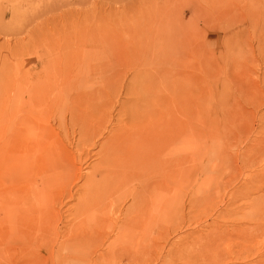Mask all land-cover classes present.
I'll list each match as a JSON object with an SVG mask.
<instances>
[{
    "label": "rangeland",
    "instance_id": "obj_1",
    "mask_svg": "<svg viewBox=\"0 0 264 264\" xmlns=\"http://www.w3.org/2000/svg\"><path fill=\"white\" fill-rule=\"evenodd\" d=\"M14 1L0 0V264H258L264 257V0H20L10 12ZM118 24L127 25L120 46L84 42L93 33L99 39L105 28L120 32ZM77 30L84 40L74 38ZM65 71L70 79L64 86ZM133 83L140 125L148 127L159 109L164 121L166 114L175 119V202L166 204L165 170L162 177L134 173L120 179L119 188L102 191L103 214L95 208L77 214L79 198H86L83 177L106 140L88 151L80 134L108 127L114 135L129 126V106L120 105ZM146 84L162 92L156 111ZM75 97L74 121L63 112L64 135L50 101ZM43 113L50 115L48 124L41 122ZM17 115L29 120L25 157L13 144ZM72 122L77 125L68 127ZM84 148L89 155L79 160L76 153ZM22 162L29 168L24 176ZM49 175L57 176L47 179L54 183L44 210H54L53 217L32 239L18 232L33 223L20 218L19 209L27 210L23 203ZM153 178L157 188L133 207L131 188ZM117 197L124 199L116 207L120 216L112 203ZM154 197L162 198L156 232L153 226L134 232L129 226L136 217L148 219Z\"/></svg>",
    "mask_w": 264,
    "mask_h": 264
},
{
    "label": "bare ground",
    "instance_id": "obj_2",
    "mask_svg": "<svg viewBox=\"0 0 264 264\" xmlns=\"http://www.w3.org/2000/svg\"><path fill=\"white\" fill-rule=\"evenodd\" d=\"M25 2V1H23ZM22 1L20 0H16L14 2H11L9 4L10 5V8L7 9L9 10L10 12L14 11L16 9V7L21 4ZM8 8V7H7ZM123 18V17H122ZM121 18V19H122ZM121 21H125V19H122ZM108 23V22H106ZM120 23V22H119ZM126 24V23H125ZM110 25V24H108ZM119 25V24H118ZM120 25H124V24H120ZM119 25V26H120ZM107 26V25H106ZM115 26V25H114ZM105 27V26H104ZM111 28H113L112 26H110ZM126 28H127V25L125 26H120V32L118 30H115V29H112L113 31L115 32H108L106 31V28L104 30H102L103 32V35L102 37H99V39L97 38V36H95V34L93 33V36H87V39L84 41V42H88V44H98L100 46H103V47H108V48H111L113 47L114 45H121L123 43V40H125V32H126ZM213 30V29H212ZM215 30V29H214ZM116 31L117 32V36L116 35ZM74 33V32H73ZM72 33V34H73ZM79 33V34H78ZM90 33V34H89ZM87 32L88 35H91V31L90 32ZM77 34V35H76ZM74 34L76 37L74 38H77L78 39H81V40H84L82 37V35L84 33H81L77 30V33ZM69 36V35H68ZM72 36V35H71ZM122 37V38H121ZM115 38H118V39H115ZM121 38V39H120ZM77 39V40H78ZM115 39V40H114ZM81 40H78L80 43ZM76 42V40H75ZM83 42V41H82ZM70 44V42H67ZM57 44V43H55ZM77 44V43H76ZM82 44V43H81ZM71 45V44H70ZM73 45V44H72ZM75 45V44H74ZM61 46V45H60ZM76 46V45H75ZM62 47V46H61ZM76 50V49H75ZM72 52V51H70ZM65 54V53H64ZM62 55V54H61ZM63 56V55H62ZM65 58L67 59V56H65ZM64 60V59H63ZM69 60V59H68ZM67 62V61H65ZM63 64V63H62ZM70 65V64H69ZM63 66V65H62ZM68 66V64L66 65ZM71 66V65H70ZM65 67V66H64ZM69 68V67H68ZM66 70V68H65ZM66 72V71H65ZM64 73V72H63ZM67 75L64 74V86L65 84L68 83V80L70 79V72H66ZM57 74H58V71H57ZM69 75V76H68ZM43 76V75H42ZM67 76V77H66ZM72 76V75H71ZM50 77V76H49ZM47 77V78H49ZM38 78V77H37ZM44 78V77H43ZM51 78V77H50ZM186 78V80H188L187 76H184V79ZM43 82V81H42ZM45 82V81H44ZM49 82V80H48ZM55 82V81H54ZM63 82V80H62ZM183 82V81H182ZM180 82V84L182 83ZM185 82V81H184ZM189 82V81H188ZM37 84V83H36ZM35 84V85H36ZM60 84V83H59ZM179 84V83H178ZM187 84V82H186ZM39 85V84H38ZM40 85H41V82H40ZM52 85V84H51ZM183 85V84H182ZM48 86V85H47ZM46 86V90H47V87ZM54 86V85H53ZM147 88H150V92H152L153 96H152V100H151V104H152V108L155 109V111L157 110V107L161 106V103H163L164 101H162V92L160 91V87H151L150 85H145ZM160 86V85H159ZM171 86V85H170ZM169 86V87H170ZM37 87V86H36ZM52 87V86H51ZM55 87V86H54ZM53 87V89H54ZM177 87V86H176ZM182 87V86H181ZM140 88V87H139ZM175 88V86H174ZM35 89V88H34ZM52 89V88H51ZM52 89V90H53ZM171 89V87L169 88ZM179 89V87L177 88ZM181 89V88H180ZM41 90V89H40ZM46 90H43L46 94L45 96L47 95L48 92H46ZM127 92L126 94H130V97L126 99L125 102H122L121 105H120V109H123V107L125 105H128L129 106V115H130V125L128 126V124H122L120 128H118L117 132L118 133H115L114 135L111 134L109 135L110 131L104 127L103 131H99V130H94L93 132L92 131H85L84 130V133L81 132L82 130H80L81 134L82 135V141L85 143L86 142V149L88 150V147H96L97 144H98V140H101V139H106L104 143L100 144L99 146V150L97 151L96 153V157L98 159V162L96 163V165H94L93 167V170L85 175V177H83V179L85 180L84 181V184L82 186L83 188V192L85 193L86 195V198H79V200L81 201V203L79 204V201L77 203V205L79 204V207L80 208H76V211L75 213L79 214L81 212H86V211H89L88 209L90 208H95V209H90L91 211H97L99 210L100 211V214H103V211L105 209L106 211V204L104 203V199H101V194H104L105 192H107V190L110 189V187L112 188H115L118 186V184L121 182L119 181L120 179L122 181H124L125 179H122V178H129L131 177V175L135 176L134 173H137L139 175H144L146 173H150V174H153L154 173V176H157L158 174V177L161 176V174L164 175V173L166 174L167 178L169 179L168 182L165 183V186H166V191H167V199H166V204H171L173 201H174V194H173V188H172V181L174 179V176H175V159H174V156L176 154V148H175V135H176V129H175V119L173 120L170 116L167 115V117L165 118V121L164 119H162V117L164 116L163 113L165 114L166 112H163V113H159V109L157 111V114L156 115H152L153 116V120H152V123L146 127L144 124L140 125V120H141V117L138 116V114L140 113V109L137 108V103L140 101H133L132 100V97L133 95H137V91H136V85L135 83L131 84L130 87L126 88ZM146 90V89H144ZM164 91H166L165 89H163ZM176 90V88H175ZM186 90V89H184ZM33 91H36L33 90ZM42 91V92H43ZM48 91V90H47ZM132 91V92H131ZM148 91V90H146ZM173 91V90H171ZM131 92V93H130ZM169 92V91H168ZM167 92V93H168ZM37 93V92H35ZM40 93V92H39ZM51 93V92H49ZM48 93V94H49ZM172 92H170V95H171ZM54 94V92L52 93ZM77 94V93H76ZM164 94V93H163ZM179 94V93H177ZM33 95V94H32ZM36 95V94H35ZM34 95V96H35ZM50 95V94H49ZM165 95V94H164ZM77 96H80L79 94H77ZM176 96V95H175ZM188 96V95H186ZM37 97V96H36ZM51 96L47 97L50 98ZM54 97V96H53ZM29 98V97H28ZM39 98V97H38ZM42 98H44L42 96ZM52 98V97H51ZM80 98V97H79ZM159 98V100H158ZM27 99V98H26ZM33 99V96L32 98ZM35 100H38L36 98H34ZM164 99V98H163ZM175 99V98H174ZM186 101L189 100V98H185ZM28 100V99H27ZM34 100V101H35ZM41 99L39 98V101ZM78 100V98L75 97V100L73 99H68L66 100L65 102H62L60 101V99H57L55 98L54 101H52L51 99V103L52 105L55 106V108L57 109L56 110V114H55V118H54V121L57 122L58 124V127L57 129L58 130H63V133L67 131V127L64 128L65 126V123H66V118L63 114V112H68V115L70 116V120H72V118L75 116V107H73V110H72V107L71 106V103L72 105L74 104L75 106H78L79 104H75L76 101ZM171 100V98L169 99ZM33 101V102H34ZM169 103H171V101H168ZM177 102V100H176ZM18 103V102H17ZM20 103V102H19ZM36 103V102H35ZM44 103V102H43ZM172 104V103H171ZM182 104H185V103H182ZM188 104V103H187ZM36 105V104H35ZM149 105V104H148ZM177 105V104H176ZM63 106V110L61 109V107ZM182 106V105H181ZM162 107V106H161ZM184 107V106H183ZM17 108V107H16ZM36 108V107H35ZM50 108V107H49ZM160 108V107H159ZM166 108H169L166 107ZM179 108V107H178ZM61 109V110H60ZM79 109V108H78ZM165 109V108H164ZM171 109V107H170ZM33 110V109H32ZM70 110L72 113H70ZM149 110V109H148ZM181 110V109H180ZM35 111V110H34ZM121 111V110H120ZM28 112V111H27ZM45 112V111H44ZM153 112V111H152ZM162 112V111H161ZM170 112V111H169ZM39 113V112H38ZM45 113H48V112H45ZM43 113V118L44 121L41 119V122L43 123H47L46 120L49 121L50 119V115L48 114H45ZM151 113V112H150ZM168 113V112H167ZM173 113V112H172ZM184 113V112H183ZM29 114V113H28ZM53 114V113H52ZM149 114V113H148ZM148 114L146 117H148ZM171 114V112H170ZM169 114V115H170ZM123 115V114H122ZM174 115V114H173ZM18 116V115H17ZM16 116V117H17ZM20 116V115H19ZM18 116V119L16 121V130L14 132V137H13V144L15 145V147L18 149V152H20V154H23L24 157H25V151H26V148H27V145H26V142H27V138H28V131L25 129V127L28 128V124H26L27 122H29L28 119L26 118H23L21 115L20 118ZM26 116V115H25ZM175 116V115H174ZM29 117V115H28ZM149 118V117H148ZM80 119V118H79ZM78 119V115H77V120ZM145 119V118H144ZM150 119V118H149ZM28 120V121H27ZM31 120V118H30ZM151 120V119H150ZM74 121V120H72ZM122 121V120H121ZM147 121V120H146ZM163 121H164V124H163ZM13 122V121H12ZM36 122V121H35ZM40 122V121H39ZM54 122V123H55ZM143 122V121H142ZM31 123H33V121H31ZM43 123V124H44ZM12 124V123H11ZM37 124V123H36ZM39 124V123H38ZM42 124V125H43ZM48 124V123H47ZM111 124V123H110ZM149 124V122L147 123ZM180 124V123H179ZM13 125H14V122H13ZM30 125V124H29ZM41 125V124H40ZM77 125V122H72L71 124L67 125L68 127H73V126H76ZM88 125V124H87ZM144 125V126H143ZM33 126V125H32ZM31 126V127H32ZM47 126V125H45ZM9 127H12V126H9ZM181 127V126H180ZM90 128V127H89ZM111 128V127H110ZM177 128V127H176ZM7 129V128H6ZM5 129V130H6ZM30 129V128H29ZM32 129V128H31ZM88 129V128H87ZM180 130V129H179ZM5 132V131H4ZM62 132V131H61ZM91 132V133H90ZM9 133V132H8ZM4 134V133H3ZM11 135V134H10ZM65 135V133H64ZM86 135H90L89 137ZM5 136V135H4ZM48 137L50 135H47ZM9 137V136H8ZM73 138V137H72ZM34 141V140H33ZM42 141H46V140H42ZM78 141H81L80 137H79V140ZM4 142V141H3ZM29 142V141H28ZM34 143V142H33ZM42 143V142H41ZM29 144V143H27ZM43 144V147L45 148V142L42 143ZM50 144V143H48ZM47 145V143H46ZM32 146V145H30ZM49 146V145H48ZM54 146V145H53ZM50 147V146H49ZM48 147L47 150H50V148ZM86 149L84 148L81 152H77L75 157H78L79 160H81V158H84L82 157L83 155H86L87 156L89 155L88 152H85ZM29 150V148H28ZM31 151V150H30ZM38 151V150H37ZM52 151V150H50ZM90 151V150H88ZM32 152V151H31ZM49 152V151H48ZM53 152V151H52ZM52 152H49L52 153ZM36 153V151H35ZM47 154V151L45 152ZM56 153V152H55ZM42 154L45 156L46 154H44L42 152ZM42 155V156H43ZM48 155V154H47ZM55 154H53V157ZM67 155V154H66ZM91 155V154H90ZM49 156V155H48ZM47 156V157H48ZM59 156V155H58ZM46 157V158H47ZM51 157V156H50ZM60 157V156H59ZM58 157V161H59V158ZM86 157V156H85ZM43 158V157H42ZM67 158V157H66ZM53 159H56V158H53ZM43 160V159H42ZM49 160V159H48ZM61 160V159H60ZM44 161V160H43ZM41 162V161H40ZM50 162V161H49ZM23 163V162H22ZM43 163V162H42ZM53 163V162H51ZM60 163V161H59ZM40 164V163H39ZM41 165V164H40ZM43 166V165H42ZM57 166V165H55ZM58 167V166H57ZM264 168V167H262ZM19 169V168H18ZM56 169V168H55ZM162 170H165L164 173H161ZM28 171H29V168H27V163L24 162L23 163V169L19 172V174H22V176H24V174L27 172L28 174ZM262 171V169L260 170ZM50 174V173H49ZM156 174V175H155ZM51 175V174H50ZM49 175V176H50ZM162 175V176H163ZM46 177L43 181H42V184L43 186L41 188H38V189H34L35 192H37V197L38 199L37 202H32L34 200V198H36V194L32 195L33 197H31L30 199H28V201H25L23 203V207H25V209L27 210H24L25 212L27 213H22L23 210H20L19 209V213L18 215L20 216V218H23V220H25L26 222H28L29 224L31 223V221H33V223L30 224V226H26L28 227L27 229L25 228V230H23L21 227V229L18 230L19 233H24L25 235H28L29 237H34L32 239H36L38 237V234L40 232H42V229L44 228V226H48V224L50 223V219L51 217H53V214L50 213V211L54 212V210H47L45 212L44 208L45 205V201H49L51 200L52 197H49V195H47L49 192L48 190L50 189V186L51 184L53 185L54 182H51V181H48L47 179L49 178H55L56 179V176L57 175H52L50 177ZM129 176V177H128ZM153 176V175H152ZM161 176V177H162ZM60 177V176H58ZM57 177V178H58ZM81 177V176H80ZM252 176H250L251 178ZM166 178V179H167ZM245 178V177H244ZM249 178V177H248ZM249 178V179H250ZM154 179V178H153ZM81 180V179H80ZM15 181V180H14ZM248 181V180H247ZM37 182V181H36ZM126 182V181H125ZM138 182V181H137ZM122 183V182H121ZM248 183V182H247ZM159 182L158 180H151L149 181V184L145 185L142 180L139 181V189L137 188H131V196L130 198L132 197V203H133V207H136L138 206L139 203H143L144 200H146L145 198H143L142 194L148 190H150V188H153V187H156L158 186ZM116 185V186H115ZM124 185V184H123ZM128 185V184H127ZM53 187V186H52ZM64 187V186H63ZM128 187V186H127ZM137 187V186H136ZM163 187V186H162ZM119 188V186H118ZM125 189V188H124ZM165 189V188H164ZM33 191V190H32ZM96 191H100L99 194H96ZM104 193H103V192ZM110 191V190H109ZM128 191V190H127ZM48 192V193H47ZM102 192V193H101ZM111 192V191H110ZM45 194V197H43V195ZM50 194V193H49ZM55 194V193H54ZM77 194V193H76ZM117 194V193H116ZM57 195V194H56ZM75 195V194H74ZM126 195V193L124 194ZM156 195L158 196V194L156 193ZM103 196V195H102ZM160 196V195H159ZM18 198L21 197V196H17ZM16 197V198H17ZM56 200V197L57 196H54ZM127 197H129V195H127ZM72 198V196H71ZM261 198V197H260ZM52 199V200H53ZM144 199V200H143ZM21 201V199H19ZM54 200V201H55ZM124 200V199H123ZM120 197H117L115 198V201L112 202L113 203V208H116L118 205H120L119 203L121 201ZM262 200V198H261ZM260 200V201H261ZM35 201V200H34ZM148 206L150 207L148 209V212L150 211L149 214H151L150 216L148 215V219L143 220L142 218L139 217H136V219L134 220V224L131 226H129L130 228L134 229V232H138V231H144L143 229H146V227L148 226H153L154 228V231L156 232V229L158 224L160 223V209L162 207V198H158V197H154V198H151L148 200ZM254 202V199L252 200ZM52 202V201H51ZM175 202V201H174ZM252 202V203H253ZM255 202L257 203L256 199H255ZM45 204V205H44ZM17 205V203H16ZM27 205V207H26ZM76 205V206H77ZM141 205V204H140ZM15 206V205H14ZM112 206V205H111ZM78 207V206H77ZM147 207V206H146ZM131 208V207H130ZM138 208H144V206H139ZM22 209V208H21ZM68 209V208H67ZM74 209V207H73ZM117 209V208H116ZM17 210V209H16ZM115 210V209H113ZM118 214L119 216L121 215V212L122 210L119 209L118 207ZM117 210H115L117 212ZM130 210H133V208H131ZM22 211V212H21ZM70 211V210H69ZM112 211V210H111ZM50 216H49V214ZM72 212V211H71ZM90 212V211H89ZM48 215H47V214ZM123 213V212H122ZM129 213V212H127ZM143 213V212H142ZM111 214V213H110ZM114 214V213H113ZM261 214H264V212L260 213ZM129 215V214H128ZM126 212L124 214H122L123 218L125 219L126 216ZM55 216V214H54ZM110 217L112 216L109 215ZM255 216V215H254ZM253 216V217H254ZM262 217V216H260ZM31 218H34L31 220ZM259 218V215L257 216V219ZM112 219V218H111ZM262 219H264V217H262ZM260 218V220H262ZM22 220V221H23ZM110 220V218H109ZM114 220H116V218H114ZM252 220V219H251ZM113 221V220H112ZM255 221V220H254ZM264 221V220H262ZM24 222V221H23ZM114 222L116 221H113V224H115ZM258 222V220H257ZM25 223V222H24ZM109 223V222H108ZM111 224V223H110ZM110 224L107 225L110 226ZM23 226V225H22ZM84 227V226H83ZM88 227V226H85V228ZM127 227V226H126ZM47 228V227H46ZM116 228V226H115ZM56 229V228H55ZM46 230V229H45ZM43 230V231H45ZM48 230V229H47ZM94 230V229H93ZM12 231V230H11ZM17 231V230H16ZM21 231V232H20ZM56 231V230H55ZM15 232V230H14ZM47 232V231H46ZM87 232V231H86ZM43 233V232H42ZM91 233V232H89ZM198 232H193L192 234L195 235L197 234ZM121 235V234H120ZM191 235V234H190ZM222 235V234H221ZM27 236V238H28ZM88 236V235H87ZM200 236V235H199ZM224 236V235H223ZM41 237V236H40ZM140 237V236H139ZM42 238V237H41ZM87 238V237H86ZM200 238V237H198ZM198 238L196 240V237L193 238V242H196L198 241ZM30 239V238H29ZM151 239V237H150ZM156 239V238H155ZM191 239V238H190ZM201 240V239H200ZM191 241V240H190ZM139 242V241H138ZM33 244V243H32ZM201 244V243H200ZM35 248V247H33ZM24 250V249H23ZM29 251V250H28ZM26 254V253H25ZM35 255V254H34ZM37 255V254H36ZM57 255V254H56ZM204 258V257H203ZM206 258V257H205ZM27 259V258H26ZM202 259V258H201ZM216 259V258H215ZM28 260V259H27ZM200 260V259H199ZM210 260H213V259H209ZM218 260V259H217ZM40 261V260H39ZM207 261H208V258H207ZM207 262L208 264L210 262ZM215 261V260H213ZM219 261V260H218ZM205 260L202 262H199V264L203 263L204 264ZM34 263V262H32ZM206 263V262H205ZM211 264H217V263H214L212 262ZM258 264H264V257L261 258V260L258 262Z\"/></svg>",
    "mask_w": 264,
    "mask_h": 264
}]
</instances>
